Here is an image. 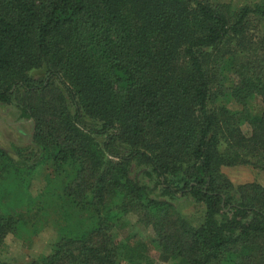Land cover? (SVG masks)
<instances>
[{"label":"trees","instance_id":"1","mask_svg":"<svg viewBox=\"0 0 264 264\" xmlns=\"http://www.w3.org/2000/svg\"><path fill=\"white\" fill-rule=\"evenodd\" d=\"M254 20L264 22V0H0V103L33 121L35 160L51 163L59 199L81 218L28 264H140L149 248L178 264H264V187L234 186L220 170L264 172ZM132 163L155 184L132 177ZM34 164L0 147V180L24 191L26 207L0 209V247L9 233L56 226L33 209L31 174L14 182ZM178 194L203 205L201 224L167 199ZM129 214L153 237L115 238Z\"/></svg>","mask_w":264,"mask_h":264},{"label":"rangeland","instance_id":"2","mask_svg":"<svg viewBox=\"0 0 264 264\" xmlns=\"http://www.w3.org/2000/svg\"><path fill=\"white\" fill-rule=\"evenodd\" d=\"M209 1L213 4L225 3L232 9H236L243 4L251 5L261 0ZM251 29V36L255 39L260 38L261 35H264V22L254 20ZM29 75L38 77L43 75V71L41 69L31 70ZM253 102V106L257 109L259 100L255 99ZM32 132L33 121L31 119L20 118L14 104L0 103V147L6 149L12 155H21L29 165L35 162L31 173L25 172V167L20 168L21 170L16 172L14 182L19 184L16 187L21 188V184L30 178L31 174L29 193L33 197V209L34 207H41L42 214L39 213V217L41 215L40 222L47 218V220H54L53 223H56V229L51 224H48L42 226L35 233L27 227L28 230H20L17 234H7L0 247V259L9 264H28L30 261L47 254L51 244L67 230H73L74 225H79L81 219L74 214L70 206L59 199L58 193L61 190L63 179L60 180V177L55 175L51 163L35 160L39 155V150L31 142ZM95 139L101 144L105 136L96 135ZM220 170L234 186L256 182L264 187V172L249 165L224 166ZM148 171L149 168L145 165L132 163L130 166V175L132 177L135 176L140 182L153 186L156 178L154 176L148 177ZM12 185V180L11 182L0 180V209L4 214L11 213L14 210L25 211L26 209L23 204L25 197L21 196L23 190L20 189L18 192L17 189L14 190ZM42 188L43 192L39 195ZM154 191L155 195L158 196L160 189L156 187ZM167 199L175 205V208L193 226L201 224L204 215L201 203H196L189 196L182 197L180 194L176 197H167ZM34 211L32 210L31 213ZM124 219L127 223L124 221L121 223L115 238L131 237L133 240L147 241L153 237L152 228L138 222L136 215L129 214ZM40 226L38 225V227ZM147 255V261H141L140 264H178L173 262L167 255L158 252L155 248H149ZM121 264H126V262L123 261Z\"/></svg>","mask_w":264,"mask_h":264}]
</instances>
